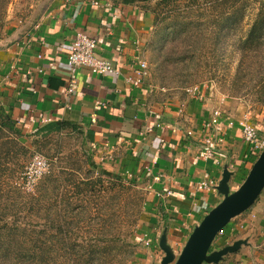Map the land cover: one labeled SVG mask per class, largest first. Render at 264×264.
Listing matches in <instances>:
<instances>
[{"label":"rangeland","instance_id":"1","mask_svg":"<svg viewBox=\"0 0 264 264\" xmlns=\"http://www.w3.org/2000/svg\"><path fill=\"white\" fill-rule=\"evenodd\" d=\"M53 1L0 0V41L37 23ZM106 1L149 14L154 88L171 93L211 84L213 103L221 98L229 111H249L264 134V0ZM12 122L11 130L0 123V264H137L148 256L147 189L96 164L78 134L36 133L33 124ZM35 153L49 169L27 190L23 171ZM247 166H238L231 190ZM236 237L245 242L234 252L203 264H264V188L210 251Z\"/></svg>","mask_w":264,"mask_h":264},{"label":"crops","instance_id":"2","mask_svg":"<svg viewBox=\"0 0 264 264\" xmlns=\"http://www.w3.org/2000/svg\"><path fill=\"white\" fill-rule=\"evenodd\" d=\"M92 1L54 0L37 23L29 28L21 26V32H15L12 39L0 41V106L20 125L37 128L52 121L66 122L61 132L80 135L95 163L128 174L130 177H126L144 188L151 185L147 190L150 232L143 234L150 240L149 254L137 264H160L162 233L166 245L176 254L192 228L222 198L215 187L199 191L195 182L207 173L216 186L227 169L231 172L229 185L238 174V166L248 167L257 152L243 142L236 121L226 123L227 118L237 120L242 112L229 111L225 100L217 98L213 103L206 90L198 98L185 91L169 93L152 86L148 74L152 23L148 13L133 3L98 0L94 5ZM77 30L94 37L96 54L112 61L121 72L110 77L79 68L77 87L68 94V74L57 63L65 60ZM138 58L146 62L147 75L134 87L126 84L124 77ZM96 100L104 104L93 122ZM215 107L224 118L220 128L222 150L218 161H204L199 157L203 125ZM157 122L160 127L154 126ZM149 127L152 132L140 134ZM187 130H193L194 135H186ZM105 144L112 158L100 163ZM146 166H150L149 172ZM152 175L159 176L158 182H152ZM164 189L171 194L158 195ZM228 225L231 220L225 228Z\"/></svg>","mask_w":264,"mask_h":264},{"label":"built area","instance_id":"3","mask_svg":"<svg viewBox=\"0 0 264 264\" xmlns=\"http://www.w3.org/2000/svg\"><path fill=\"white\" fill-rule=\"evenodd\" d=\"M94 5L98 4V0H93ZM110 8V5H108ZM97 42L94 37L90 36L86 31L77 30L74 34L73 39L69 43L68 53L63 62L57 63V67L64 69L68 74L66 92L71 94L75 91L77 87V70L79 68H86L92 74L100 76H110L117 77L119 76L121 70L110 60L100 57L96 54ZM48 65H53V62H48ZM38 71H42L39 69ZM147 75V64L146 62L138 58L136 66L132 69L131 73L127 74L124 77L126 84L130 86H139L144 77ZM212 85L207 83H202L199 85L189 86L185 88V92L191 96L202 98L203 92L206 90L209 94H212ZM222 100V99H221ZM104 102L96 100L93 105V112L91 114V120L94 122L96 120V111L98 108L103 105ZM224 118L222 117V112L218 107L212 108L210 111L208 119L205 121L203 128L205 133L202 138V143L199 150V157L204 160H216L218 161L220 157V151L223 137L220 133V128L222 127V122ZM227 124L232 125L235 121L237 122L242 140L247 144L253 151L258 154L264 147V134L259 131L257 125L252 121L249 111H244L239 115L237 120L234 118H227ZM29 122L33 123L34 119L30 118ZM41 122H46V120H41ZM155 127H160L159 122L155 123ZM151 127L144 129L140 132L141 135H146V132H152ZM186 135L193 136V130H187ZM162 141V140H160ZM105 152L102 153L99 157V162L104 163L107 159L112 158V152H110L109 145H104ZM152 164L155 163V160L151 161ZM150 166H146V171H150ZM49 169V162L47 158L41 153H35L32 155L31 160L25 167L23 171V187L27 190H32L41 176L47 172ZM126 176H129L126 174ZM152 182H158L159 176L152 175ZM130 177V176H129ZM215 187V181L205 173L204 176L195 182V188L199 191L210 190ZM147 190L151 189V185H146ZM164 192H158V195H170V190H163ZM223 230V229H222ZM222 230L218 234L222 233ZM145 244H150V240L146 239Z\"/></svg>","mask_w":264,"mask_h":264},{"label":"water","instance_id":"4","mask_svg":"<svg viewBox=\"0 0 264 264\" xmlns=\"http://www.w3.org/2000/svg\"><path fill=\"white\" fill-rule=\"evenodd\" d=\"M231 172L223 170L222 177L215 186L222 195L221 200L211 207L192 228L177 254L165 242L164 232L159 239L163 252L160 264H203L217 263L222 257L234 252L244 240L238 239L229 245L210 251L218 232L234 217L247 211L264 188V147L252 162L245 177L231 190L228 181Z\"/></svg>","mask_w":264,"mask_h":264},{"label":"trees","instance_id":"5","mask_svg":"<svg viewBox=\"0 0 264 264\" xmlns=\"http://www.w3.org/2000/svg\"><path fill=\"white\" fill-rule=\"evenodd\" d=\"M13 120L7 115L3 108L0 106V123L3 124L4 127L7 129H14L15 126L12 122ZM64 121H52L48 122L46 124L40 125L36 128V133H43V134H49V133H56L61 132L64 128H66L67 124ZM264 129V128H262ZM255 160V159H254ZM253 160V161H254ZM248 170H245L243 175H246V172ZM245 177V176H244ZM243 177V178H244ZM243 180V179H242Z\"/></svg>","mask_w":264,"mask_h":264}]
</instances>
